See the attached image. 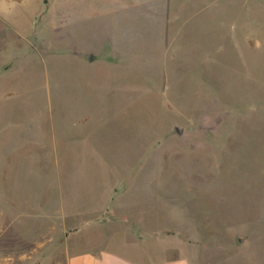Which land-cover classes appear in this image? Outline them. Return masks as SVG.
I'll use <instances>...</instances> for the list:
<instances>
[{
    "label": "rangeland",
    "instance_id": "374dc122",
    "mask_svg": "<svg viewBox=\"0 0 264 264\" xmlns=\"http://www.w3.org/2000/svg\"><path fill=\"white\" fill-rule=\"evenodd\" d=\"M75 8L0 0V159L17 160L31 211L55 179L63 208L111 195L109 206L187 242L199 264H264V0ZM38 136L53 149L36 168ZM38 224L13 225L33 240Z\"/></svg>",
    "mask_w": 264,
    "mask_h": 264
},
{
    "label": "crops",
    "instance_id": "0c3cea01",
    "mask_svg": "<svg viewBox=\"0 0 264 264\" xmlns=\"http://www.w3.org/2000/svg\"><path fill=\"white\" fill-rule=\"evenodd\" d=\"M47 1L37 0L42 4ZM30 36L36 38L33 33ZM36 47L39 48L32 45ZM34 143L33 151L37 154L32 161L36 168L41 163L46 166L52 143L40 136L33 140ZM28 145L23 142L7 147L9 152L22 151L18 147ZM26 150L29 152V148ZM23 156L24 153L20 156V166L25 163ZM17 164V160L9 161L8 157L0 159V205L13 210L12 218L0 223V264H199L191 255L187 242L159 231L153 226L152 218L147 220L141 210L109 206L114 198L111 195L105 199L106 204L98 208H63L57 199L58 182L51 179L46 185H39L40 191L36 194L43 199L39 209L32 212V201L18 193L20 178L14 174ZM22 216L39 222L33 240L21 239L17 232L20 228L13 225L15 219Z\"/></svg>",
    "mask_w": 264,
    "mask_h": 264
},
{
    "label": "water",
    "instance_id": "95a60500",
    "mask_svg": "<svg viewBox=\"0 0 264 264\" xmlns=\"http://www.w3.org/2000/svg\"><path fill=\"white\" fill-rule=\"evenodd\" d=\"M90 57H91V56H90ZM176 130H177L178 133L180 132V130H178L177 128H176Z\"/></svg>",
    "mask_w": 264,
    "mask_h": 264
}]
</instances>
